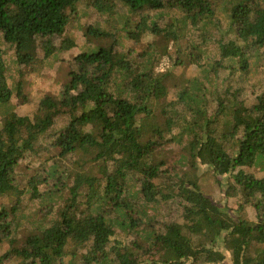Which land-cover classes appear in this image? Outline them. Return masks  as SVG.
Instances as JSON below:
<instances>
[{"label":"trees","instance_id":"16d2710c","mask_svg":"<svg viewBox=\"0 0 264 264\" xmlns=\"http://www.w3.org/2000/svg\"><path fill=\"white\" fill-rule=\"evenodd\" d=\"M80 6L114 20L37 58ZM0 29L41 77L67 70L0 123V264H264V0H0ZM1 58L0 106L28 103Z\"/></svg>","mask_w":264,"mask_h":264},{"label":"rangeland","instance_id":"374dc122","mask_svg":"<svg viewBox=\"0 0 264 264\" xmlns=\"http://www.w3.org/2000/svg\"><path fill=\"white\" fill-rule=\"evenodd\" d=\"M82 8L79 13H77L76 17L73 18V21L69 24L67 30L64 34L61 36H56L52 41H41L38 48V56L37 58H42L45 55V52L47 51V48L49 45H55V46H61L63 42H65L67 39H76L79 36H81L82 33V26L83 24H89V26L97 25V20H103V23L107 25L105 20H110L112 22L114 20V17L112 19L110 15L108 14H99L98 12L94 10H88L84 11V7L80 6ZM184 12L182 10L176 11V14H178V17H182ZM150 16H154L155 13L150 11ZM156 17L158 18L159 25L161 28L168 29L169 27H173L175 18L172 17V13L170 15L168 10H164L162 12L156 13ZM182 18L177 19L178 24L181 25ZM111 26V25H110ZM93 28V27H92ZM96 29L93 28V32ZM150 40L155 42L158 45L159 50L163 53V57L161 58V64L159 68L165 69L168 66H172L171 68H174L175 65H172V61L167 56V49L172 47V43L168 45L166 37L164 33L160 34H154L152 37H150ZM84 41L80 42V45H83ZM148 42V40H147ZM128 44H130L131 48L135 51L139 50V46L135 48L134 41H129ZM73 50L71 49L70 57H73ZM0 53L2 54V62H5L7 65V68L5 69L4 73L10 78V80H17L19 78V75L21 74V70H23V73H25V68L27 70V77L31 78V81L34 80L33 84L31 83H25L26 84V91L34 93L33 98L26 104L18 105V101L16 99L12 100L11 102H8L2 106H0V123L4 119H12L17 118L22 115H35L36 110L39 107L40 104V98L41 96H46L49 99H58L59 100V86L57 80L61 79V76H64L67 73V70L59 63H54L49 69L46 70V73L49 72L47 77H41L36 72L32 71V65L29 63V60H32V58H25L23 56H18L16 54L15 48L10 47V44L5 42L3 37V30L0 29ZM28 59V60H27ZM48 66V64L46 65ZM176 69V68H175ZM174 69V70H175ZM178 76L180 78H188L189 77V69L183 70H177ZM45 88V89H43ZM177 152L171 151L169 152V158L173 160L175 157H177ZM31 163V162H30ZM35 165V163H34ZM37 179L43 180L45 176V172L43 168H40L39 171L36 172ZM214 187V186H212ZM210 191H214L215 193H219L218 190L215 188H209ZM26 207H29L26 205Z\"/></svg>","mask_w":264,"mask_h":264}]
</instances>
